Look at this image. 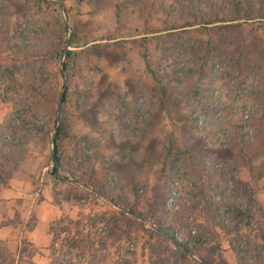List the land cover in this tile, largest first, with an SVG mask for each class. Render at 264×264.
Masks as SVG:
<instances>
[{"label":"rangeland","instance_id":"374dc122","mask_svg":"<svg viewBox=\"0 0 264 264\" xmlns=\"http://www.w3.org/2000/svg\"><path fill=\"white\" fill-rule=\"evenodd\" d=\"M62 1L74 56L61 113L60 174L80 186L50 174L51 134L43 139L49 127L52 133L65 83L61 55L50 54L68 35L62 8L51 0H0V96L13 104L9 122L26 129L19 134L8 123L0 184L32 164L40 170L61 210L56 219L64 229L54 251L61 264H149L142 230L129 234L133 244L126 234L100 240L112 212L128 207L189 245L201 228L206 249L218 248L210 255L217 261L240 264L232 241L244 247L248 239L250 256L264 257L257 222L245 225L241 238L227 235L216 217L218 208L228 222L227 200L244 189L254 192L256 213H264V0H238L239 7L237 0ZM244 19L250 23L243 28L232 24ZM209 22L224 26L198 29ZM173 27L178 32L171 38ZM174 187L180 195L171 209ZM80 231L82 243L63 246L64 237ZM88 240L92 250L84 248ZM0 249L7 264H33L32 246H25L22 262ZM170 260L183 264L176 255Z\"/></svg>","mask_w":264,"mask_h":264},{"label":"trees","instance_id":"16d2710c","mask_svg":"<svg viewBox=\"0 0 264 264\" xmlns=\"http://www.w3.org/2000/svg\"><path fill=\"white\" fill-rule=\"evenodd\" d=\"M47 1V0H46ZM237 6L239 7L240 4L237 0ZM215 24L212 26H209V24ZM207 23L206 25H203L201 28H198L199 30H211L212 27L214 28H221L224 25L218 24L216 22ZM250 21L249 19L239 20L237 22L232 23L234 26L241 27L245 25H249ZM64 29H67V26L65 23H63ZM230 26V25H229ZM178 32L175 27L167 29V34L172 38L174 35ZM65 36H61V44L58 46V48L52 53L50 52L51 56L58 57L61 55L64 46H65ZM74 51L70 49L67 54L65 67L67 70L70 68V62L73 59ZM6 73H9V75L13 76V73L11 72V68L6 67ZM157 78L161 79L159 73L156 74ZM38 90L39 85H36L34 82H32V89ZM68 97V90L65 93V96L63 98V104L66 102ZM62 104V105H63ZM10 128L15 129L19 134H25L26 129H24V126L21 124H17L15 121L9 122ZM63 128L64 125L61 122L59 126L58 135L56 138V154L57 158L60 162V165L57 166L56 164L53 165L50 174L56 177L57 179H61L63 181H70L67 177H62L60 174V170L63 167L64 159L62 157V151L60 149V139L63 134ZM51 134V127L46 129L45 133H43V139H49V136ZM27 135V134H26ZM4 182V181H3ZM72 184L78 185L77 181H70ZM87 186L93 187L95 189L100 190L103 193V196L109 197L114 203L121 204L120 200L117 198L110 196L107 194L104 190L100 189L99 187H96V183L84 180L83 181ZM89 194H92L94 196H98L92 191H87ZM99 198V197H98ZM224 200V199H223ZM227 202L233 206V211L229 210L230 217L228 222L222 221V215L220 212L217 213L216 217L219 219V221L223 224L225 233L227 235H233V236H241V238H244L247 233L244 232V226H250V223H253L254 221L258 223L257 229L260 233H264V213L257 214L256 211L258 209L257 200L255 198V194L253 191L244 189L241 194H238L235 199H228ZM123 206V205H122ZM124 208H127L123 206ZM127 209L130 210L131 213H127L125 209H115L114 212H112L109 221L107 222L106 226L108 228V233H104V235H100L101 242H109L112 238L122 237V235H129L134 230H142L143 232L147 233L148 235V250H149V264H172L173 260H170V257L176 255L178 259L183 260V264H202L199 261L194 260L189 254H193L194 256L198 257L204 264H227V262L219 257V261L216 259L211 258V254H213L214 250L218 249L217 247H210L206 249V243L204 240L203 232L201 228L197 232L196 235H191L190 239L194 240V245H189L186 241V243L180 242L175 235V233L169 228L164 227L161 224L152 221L156 224V228H152L148 225V217L139 211H137L133 207H128ZM63 219H55L51 225L50 229L53 233V242L51 245V249L53 250V264H61V260L59 257L55 255L56 250V244L58 243V238H60L62 234V230L64 227L62 226ZM75 222V221H74ZM104 222V219L101 220V223ZM70 223H73V220H71ZM66 225V223H64ZM94 226V222L90 223ZM94 228V227H93ZM161 229V231L158 230ZM249 230H254L253 228H249ZM82 231L75 233L73 236L70 237H64L62 239L63 246L70 248L71 246H77L79 242L82 243V240H77L78 236L81 234ZM88 236L91 235V233L87 234ZM125 235V236H126ZM91 238V237H90ZM131 235H129V238H127L128 242L130 244L132 242ZM27 241H25L26 243ZM117 241H115L116 243ZM113 243V244H115ZM175 243L180 246V248L175 246ZM84 245V244H83ZM232 245L234 249L236 250L239 259L240 264H264V257L258 256V255H252L250 256L249 250L252 248V239L246 240V245L243 247L240 243H237L236 241H232ZM81 246V245H80ZM83 247V246H81ZM84 248H89L92 250L94 248L93 242L88 240V243L85 242ZM25 249V248H23ZM206 249V253H203V250ZM1 250V249H0ZM155 256L158 258L154 260ZM6 258L4 255L0 253V264H7Z\"/></svg>","mask_w":264,"mask_h":264},{"label":"crops","instance_id":"0c3cea01","mask_svg":"<svg viewBox=\"0 0 264 264\" xmlns=\"http://www.w3.org/2000/svg\"><path fill=\"white\" fill-rule=\"evenodd\" d=\"M12 109V102L0 96V154ZM42 180V173L32 164L0 184V245L16 262L25 260L23 248L27 245L33 247L29 255L33 264L54 262L50 225L61 210L53 200L50 187L43 186Z\"/></svg>","mask_w":264,"mask_h":264},{"label":"water","instance_id":"95a60500","mask_svg":"<svg viewBox=\"0 0 264 264\" xmlns=\"http://www.w3.org/2000/svg\"><path fill=\"white\" fill-rule=\"evenodd\" d=\"M53 2L58 3L63 11V18H64V22L68 27V35L66 38V42H65V46L64 49L62 51L61 57H60V68L61 71L64 75L65 78V83L59 93L58 99H57V103H56V118H55V124L51 133V139H50V143H51V156L53 159V165H60V162L57 158V154H56V138L58 135V131H59V126H60V122H61V113H62V104H63V98L65 96V93L67 91V87H68V75H67V69L65 67V62H66V58H67V54L68 51L71 48V42H72V34H73V30L72 27L70 25L69 22V16H68V11H67V7L65 5V3L62 0H51ZM116 206H119L117 203H115ZM120 207V206H119ZM127 213H131L130 210H126ZM153 228H156L155 225H152ZM159 231L162 232L161 229L158 228ZM175 246L178 247V245L175 243ZM193 259H197L199 262L203 263L200 259H198L196 256H194L193 254H189ZM204 264V263H203Z\"/></svg>","mask_w":264,"mask_h":264},{"label":"built area","instance_id":"2783aa9c","mask_svg":"<svg viewBox=\"0 0 264 264\" xmlns=\"http://www.w3.org/2000/svg\"><path fill=\"white\" fill-rule=\"evenodd\" d=\"M234 176L233 175H231L230 177H229V180H228V182H227V185H226V188L228 189V190H231V188H232V186H233V184H234V178H233ZM179 195H180V190L177 188V187H174L173 189H172V191H171V193H170V195H169V197H168V200H167V206L169 207V208H174L175 206H176V204H177V201H178V198H179ZM193 233H195V230H193ZM183 237H180V236H178V240L179 241H183Z\"/></svg>","mask_w":264,"mask_h":264}]
</instances>
